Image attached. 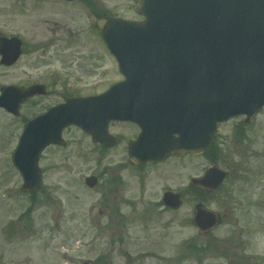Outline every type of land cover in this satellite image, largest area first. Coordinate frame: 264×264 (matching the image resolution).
<instances>
[{
    "label": "rangeland",
    "instance_id": "1",
    "mask_svg": "<svg viewBox=\"0 0 264 264\" xmlns=\"http://www.w3.org/2000/svg\"><path fill=\"white\" fill-rule=\"evenodd\" d=\"M101 1L110 14L140 18L135 0ZM59 10L41 0H0V34L17 35L24 44L15 65H0V86H47V94L26 101L18 117L0 108V264H264V107L246 122L239 140L234 129L244 116L218 124L221 166L232 171L219 190L202 198L222 216L207 234L192 222L199 201L187 192L190 177L210 165L203 156L173 157L136 171L126 162L125 142L101 152L70 127L66 144L51 146L40 157V188L33 197L21 191L11 156L26 120L64 96L94 93L120 78L96 36L94 8L89 19L72 5L73 21H66L78 36L53 41L43 51L50 43L49 27L56 26L42 18L61 19L54 14ZM113 131L131 137L125 126ZM117 171L124 179L120 184ZM89 175L98 177L92 189L84 184ZM167 188L182 193L180 209L160 207Z\"/></svg>",
    "mask_w": 264,
    "mask_h": 264
},
{
    "label": "water",
    "instance_id": "2",
    "mask_svg": "<svg viewBox=\"0 0 264 264\" xmlns=\"http://www.w3.org/2000/svg\"><path fill=\"white\" fill-rule=\"evenodd\" d=\"M135 9L146 15L144 22L113 18L98 21L110 47L122 60L125 73L130 75L126 89L132 91V97L141 98L143 105L156 106L155 132L160 130L151 143L153 152L144 154L141 138L130 149L134 160H157L175 152L198 153L214 138L217 121L237 113L250 116L264 103V0H138ZM116 31L126 37L122 43L114 39ZM19 54L18 39L0 37L3 63H12ZM135 81L141 86H133ZM121 84L99 98L69 99L28 122L13 156L23 176V190L32 191L39 185L38 158L42 149L61 141L65 125L86 127L89 110L96 104L105 105L101 99L116 96ZM1 91L0 106L18 114L20 103L35 93H44V88L3 87ZM178 101H182L183 108L191 107L193 117L199 116L198 124L195 121L190 129L192 135L200 136L195 145L187 146L183 138L173 142L169 139L175 128L170 126L167 111H172ZM109 114L118 117L120 113L110 110ZM143 134L146 137L148 133ZM224 175L213 166L193 182L213 189ZM171 196L167 197L168 203L178 206L179 196ZM215 222L212 212L201 205L195 207V223L201 230Z\"/></svg>",
    "mask_w": 264,
    "mask_h": 264
},
{
    "label": "flooded vegetation",
    "instance_id": "3",
    "mask_svg": "<svg viewBox=\"0 0 264 264\" xmlns=\"http://www.w3.org/2000/svg\"><path fill=\"white\" fill-rule=\"evenodd\" d=\"M43 3H49L50 6H60V12L58 13H54V14H59L61 15V19H57L54 16L51 17H47L46 19L42 18V22L44 23H52L54 24L56 27L55 28H50L49 27V31L52 33L51 37H50V43L48 45V47H50L51 45H53V41L56 40H63V41H73L76 39V36H78V32H76L77 30L73 27H69L68 23L66 21V19H69L71 22L73 21L72 19L74 18V14L73 12L70 10L72 5H76L79 7V9H83L85 14L88 16L89 19L92 18L93 16V12L92 9H95V14L96 13H101L104 14V10L102 7V1L101 0H41ZM41 15L44 16V10H42ZM61 31V32H58ZM58 32V33H57ZM48 47H45L42 49H47ZM115 125H123L126 126L128 128H131L133 131V136L128 138L127 143L132 139L135 138L137 136V134L140 132V129L138 127V125L131 123V122H123V121H110L109 122V130L110 132L113 133V127ZM114 135H116L115 133H113ZM116 145L119 144V138L116 135ZM101 149H107L104 147V145L102 144H98L96 143ZM117 176L115 178V183L116 184H120L121 182H123L122 180H124L123 178L121 179V173L120 171L116 172ZM119 175V176H118ZM120 190V189H119ZM86 262H84L85 264ZM98 264V263H97Z\"/></svg>",
    "mask_w": 264,
    "mask_h": 264
}]
</instances>
